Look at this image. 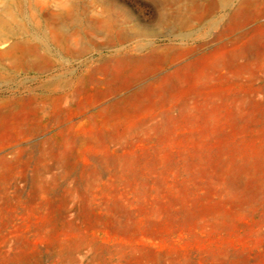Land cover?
Listing matches in <instances>:
<instances>
[{
  "label": "rangeland",
  "instance_id": "1",
  "mask_svg": "<svg viewBox=\"0 0 264 264\" xmlns=\"http://www.w3.org/2000/svg\"><path fill=\"white\" fill-rule=\"evenodd\" d=\"M240 2L0 0V264H264V0Z\"/></svg>",
  "mask_w": 264,
  "mask_h": 264
},
{
  "label": "bare ground",
  "instance_id": "2",
  "mask_svg": "<svg viewBox=\"0 0 264 264\" xmlns=\"http://www.w3.org/2000/svg\"><path fill=\"white\" fill-rule=\"evenodd\" d=\"M159 7V19L161 21L174 20L181 23L204 21L208 16L216 14L220 2L225 1L230 5L232 0H154ZM237 1V0H236ZM241 5H245L248 0H240ZM235 5V4H233ZM173 9H169L170 7ZM233 7V6H232ZM231 7V8H232ZM245 7V6H244ZM202 11V13H201ZM220 11V10H219ZM225 11V10H224ZM230 11V10H229ZM228 11V12H229ZM238 11V10H237ZM236 11V13H237ZM242 11V10H241ZM105 12V11H104ZM221 12V11H220ZM240 12V11H239ZM200 13V14H198ZM226 13V12H225ZM224 13V14H225ZM123 14V13H121ZM228 15V13H227ZM231 15V14H229ZM226 16V15H225ZM228 17V16H227ZM107 18V17H104ZM226 18V17H225ZM224 18V19H225ZM223 19V20H224ZM222 23V22H221ZM205 24V23H204ZM212 24V23H211ZM194 25V24H193ZM202 25V24H201ZM211 26V25H210ZM208 26V27H210ZM170 28V27H169ZM203 28V27H202ZM211 29V28H210ZM209 29V30H210ZM206 30V29H205ZM182 32V31H181ZM208 32V31H207ZM182 35V34H181ZM179 36V35H178ZM130 38V37H129ZM51 42V41H50ZM132 43V42H131ZM128 44V43H127ZM125 44V45H127ZM124 45V46H125ZM132 45V44H131ZM150 46V45H149ZM154 46V45H153ZM100 47V46H99ZM102 47V46H101ZM130 47V46H129ZM119 50V49H118ZM122 50V49H121ZM144 50V49H143ZM142 50V51H143ZM99 56V55H98ZM97 56V57H98ZM108 56V55H107ZM115 56V54H114ZM106 57V55H105ZM109 57V56H108ZM113 59V58H112ZM90 60V59H89ZM111 60V59H110ZM94 61V60H93ZM88 62V61H87ZM91 62V60H90ZM79 63V62H78ZM97 63V62H94ZM88 64V63H87ZM80 65V64H79ZM125 65V63H124ZM107 66V65H106ZM83 67V66H82ZM81 68V67H80ZM61 69V68H60ZM92 71V70H91ZM98 71V69H97ZM102 73V72H100Z\"/></svg>",
  "mask_w": 264,
  "mask_h": 264
}]
</instances>
